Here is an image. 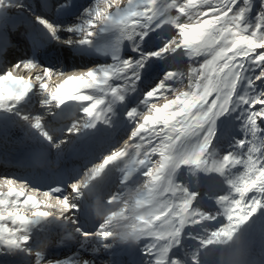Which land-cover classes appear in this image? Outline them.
I'll return each mask as SVG.
<instances>
[{
  "label": "snow or ice",
  "instance_id": "obj_1",
  "mask_svg": "<svg viewBox=\"0 0 264 264\" xmlns=\"http://www.w3.org/2000/svg\"><path fill=\"white\" fill-rule=\"evenodd\" d=\"M8 122L39 147L0 170V264L264 253V0H0V135ZM53 149L84 162L35 170Z\"/></svg>",
  "mask_w": 264,
  "mask_h": 264
},
{
  "label": "bare ground",
  "instance_id": "obj_2",
  "mask_svg": "<svg viewBox=\"0 0 264 264\" xmlns=\"http://www.w3.org/2000/svg\"><path fill=\"white\" fill-rule=\"evenodd\" d=\"M81 2H85V0H81ZM23 47V45L21 46ZM20 47V48H21ZM16 50V49H15ZM28 50V49H27ZM13 55H10V58L12 57ZM55 58V55H49V56H46L45 59L46 60H53ZM17 74L18 75H26L27 72L22 70V72H20L19 70L17 71ZM34 76V75H33ZM62 79L61 78V81L57 82V85L59 83L62 82ZM35 83V82H34ZM34 111V110H33ZM74 117H67V118H60L59 120L55 121L53 123V127H56V128H61V127H65L67 125H70L73 121ZM22 123L23 122H18V123H14V122H8L6 125H5V132L4 134L0 135V150H2V155H0L1 159H5L7 160L8 162L12 163L16 160H21L22 157H24L26 154H28L30 151V149L28 147H23L21 148L20 144H14V141L12 140V138H8V132L11 133V135H14L16 137H19V138H22L24 139L25 141L27 142H31L32 145L36 148H38L39 146L36 144V142L32 141L31 137L27 134H25L24 132H26V130H22ZM16 124V125H15ZM18 124V125H17ZM13 128V129H12ZM24 131V132H21ZM37 145V146H36ZM109 145L107 143L101 145L97 151L98 152H101L103 151L105 148H107ZM33 147V148H34ZM70 150V149H69ZM70 161L68 163H65L63 165V167H65L66 165H70L69 164ZM62 167V168H63ZM37 195V194H36ZM37 198L39 199L40 196L37 195ZM98 223V221H97ZM92 226V225H91ZM56 251H59L60 254L65 252L63 251L62 248H57L56 250H54L52 253L54 254ZM264 254V253H263ZM262 255V254H260Z\"/></svg>",
  "mask_w": 264,
  "mask_h": 264
},
{
  "label": "rangeland",
  "instance_id": "obj_3",
  "mask_svg": "<svg viewBox=\"0 0 264 264\" xmlns=\"http://www.w3.org/2000/svg\"><path fill=\"white\" fill-rule=\"evenodd\" d=\"M258 4H259V0H257V6H258ZM19 71L22 72V69L19 70ZM26 75H34V73H27ZM59 81H61V78L53 77L52 80L50 81V85L51 86H56L57 82H59ZM33 82H35V80ZM32 110L39 111L40 110L39 109V105L38 104L34 105V108ZM78 118H79V116L77 117V119ZM22 130H24V128ZM22 130H21V132H24ZM24 133H26V132H24ZM218 136H219V133H218ZM219 148H220L221 152H223L225 150L223 142H221V144L219 145ZM53 150H55V149H53ZM55 155H57V154L55 153ZM63 155H64V153L61 154V156H63ZM154 159H156V157H154ZM99 162H97V163H99ZM177 178L180 179V180H184V179L187 178V173L183 169H181L178 172V177ZM143 179H146V178H142V180ZM258 215H259V213H258ZM72 254H73V249H72V251L70 253L63 252L61 254L59 253L57 255H55V254H52V255H55L58 258H65L67 256H71ZM260 254H262V255H260ZM247 255H248V259H250V264H264V254L260 252L258 242L254 241L252 244L249 245ZM0 259H2V258H0Z\"/></svg>",
  "mask_w": 264,
  "mask_h": 264
},
{
  "label": "clouds",
  "instance_id": "obj_4",
  "mask_svg": "<svg viewBox=\"0 0 264 264\" xmlns=\"http://www.w3.org/2000/svg\"><path fill=\"white\" fill-rule=\"evenodd\" d=\"M234 264H250L247 253L241 250L234 261Z\"/></svg>",
  "mask_w": 264,
  "mask_h": 264
}]
</instances>
